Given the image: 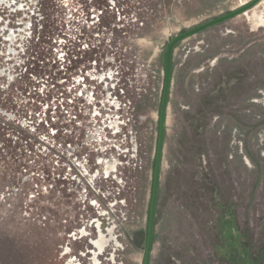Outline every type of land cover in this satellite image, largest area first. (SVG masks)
<instances>
[{
  "label": "rangeland",
  "instance_id": "obj_1",
  "mask_svg": "<svg viewBox=\"0 0 264 264\" xmlns=\"http://www.w3.org/2000/svg\"><path fill=\"white\" fill-rule=\"evenodd\" d=\"M252 0H0V264H143L177 35ZM150 264H264V0L171 54Z\"/></svg>",
  "mask_w": 264,
  "mask_h": 264
},
{
  "label": "water",
  "instance_id": "obj_2",
  "mask_svg": "<svg viewBox=\"0 0 264 264\" xmlns=\"http://www.w3.org/2000/svg\"><path fill=\"white\" fill-rule=\"evenodd\" d=\"M260 1L261 0H252L246 5L234 11H231L225 15H222L213 20L205 22L192 29H189L177 35L176 37H174L167 45L166 52H165V83H164V89H163V95H162V101H161V107H160L158 142H157V150H156V157H155V164H154L153 188H152V195H151V202H150V209H149L148 231H147V240H146L143 264H150L151 247H152V240H153V233H154L156 202H157V195H158L160 168H161V160H162V152H163V139H164L166 110H167V99H168L169 89L171 85V54H172L173 47L179 41L197 32H200L208 27H211L213 25H216L218 23H221L223 21H226L228 19H231L235 16H238L246 12L247 10L254 7Z\"/></svg>",
  "mask_w": 264,
  "mask_h": 264
}]
</instances>
